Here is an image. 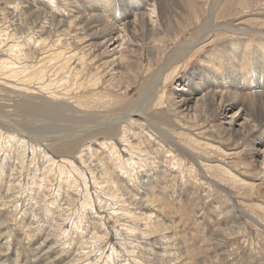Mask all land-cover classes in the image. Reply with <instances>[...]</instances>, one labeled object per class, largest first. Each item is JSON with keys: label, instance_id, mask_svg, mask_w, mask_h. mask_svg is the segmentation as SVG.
I'll return each mask as SVG.
<instances>
[{"label": "rangeland", "instance_id": "obj_1", "mask_svg": "<svg viewBox=\"0 0 264 264\" xmlns=\"http://www.w3.org/2000/svg\"><path fill=\"white\" fill-rule=\"evenodd\" d=\"M225 4L231 7L225 16H241L243 27H264V3L242 10L235 0H222L219 8ZM69 9L62 0H0V264H264V180L254 178L260 155L251 158L234 137L222 141L203 119L177 116L165 99L199 55L179 71L173 72L181 63L171 65V77L147 100L145 115L171 140L146 125L128 159L119 127L80 133L84 112L112 111L83 84L81 67L76 72L71 65L85 53L83 44L73 45L80 32L68 26ZM52 13L64 22L54 25ZM143 32L131 30L127 41H150ZM162 32L153 41L174 38ZM229 37L250 44L257 38L250 30ZM143 50L128 96L122 87L96 86L111 105L122 106L113 114L125 112L158 71ZM50 105L62 108L57 119L47 116ZM231 115L244 122L238 107ZM111 142L122 159L110 154L105 144Z\"/></svg>", "mask_w": 264, "mask_h": 264}, {"label": "bare ground", "instance_id": "obj_2", "mask_svg": "<svg viewBox=\"0 0 264 264\" xmlns=\"http://www.w3.org/2000/svg\"><path fill=\"white\" fill-rule=\"evenodd\" d=\"M54 1L50 0L51 5L54 4ZM62 1L71 6L67 13L70 18L68 26L75 25L79 29L78 32H80L78 37L74 36L76 38L72 39L73 45L75 46L77 42H80L83 44L82 50L85 53L82 58L81 51V56L77 58L78 61L72 60L71 65H73V69H78L76 72L80 71L81 67V73L84 77L83 84L93 88L106 112H108V109L113 112L114 108L121 109L122 106L117 105V103L111 105L108 94L97 91V84L104 83L106 86L114 88L115 91L122 87L124 97L128 96L130 93L129 87L131 85L135 87L137 84V78H135L137 74L134 75V73L136 65H139L138 62L142 60L143 47L147 49V52L149 51L150 60L158 68L151 83L144 88L145 91L141 95L126 107L125 112L106 114L89 111L87 114L84 112L85 115L76 116L77 118L80 116L78 120L83 122L80 129L81 134L84 133L88 136V131L91 129H115L119 127L122 132L120 140L126 144L128 149V159H133L132 155L136 151L137 139L145 135L146 125H152L157 133L163 134L171 140V137L163 131L159 124L154 123L145 115L147 100L152 97L157 85H159L158 83L163 80L164 76L165 83L173 72L187 68L189 61H193L199 55L197 64L192 65L184 75L177 79L178 85L181 87L165 97V99H168L169 107L177 116L182 118H193L194 121L203 119L208 122L215 128L217 136L222 137V141L234 137L245 142L249 148L251 158L260 155V162L254 178L260 181L264 180V146L259 147L264 145L263 26L247 25V27H243L245 22H241V16L233 19L228 18L225 16V7L228 6L229 9L231 7L225 4L219 8V3L222 0ZM263 3L264 0H235V4L242 10H251L254 7H260ZM118 11L121 13L115 16V12ZM100 15L107 17L103 19ZM50 19L55 23L54 25L58 26L64 22V20H57L56 22L53 19V13L50 15ZM138 29L144 30L142 36L145 35V38L147 34L152 35L151 40L141 41V43L140 41H127L128 37L132 35L131 30L136 31ZM188 29H193V33L190 34L191 37L178 41L180 35L187 33ZM163 30L164 32L168 31L167 33L174 37L173 40L158 38L159 41H153L154 38L157 39V36L163 33ZM249 30L254 32L257 37L252 44L248 43L247 39L241 41L242 39L237 40L229 37L230 35H240ZM54 31L58 35L65 32L64 29H61L60 32L58 30ZM218 31H222V33ZM51 36L53 34H50ZM226 36L229 38L216 42L218 37ZM72 37L73 35H71ZM212 44H214V47L205 48ZM63 50L60 48L56 51L61 53ZM102 57L108 60L101 62ZM121 62H123V69L125 70L118 71ZM174 63L181 64L172 73L166 74ZM92 70H95V72L92 73ZM82 82L80 86H83ZM191 102H194L193 106ZM58 106L61 110L60 105H57L56 109V106L50 105V109H48L50 111H46L49 113V115H46L50 116V120L53 116L56 119L59 117L55 115L61 112L58 110ZM66 107H64V110H66ZM233 107H238V111L244 114V122L236 124L235 115L227 116ZM64 110L63 112H65ZM73 110L72 113H74ZM190 113L193 115L192 117L189 116ZM74 114L70 115L73 117ZM76 117L74 116V118ZM194 125L197 126L198 124ZM181 128L189 132L192 131L187 126ZM63 134L62 137H65V135L68 136L72 133ZM105 145L110 147L111 155H116L118 159L121 157L113 142ZM183 147L187 149L193 158L197 154L187 146ZM131 159L129 162L125 159L127 164L135 163Z\"/></svg>", "mask_w": 264, "mask_h": 264}]
</instances>
